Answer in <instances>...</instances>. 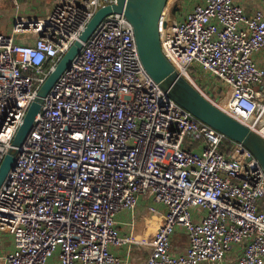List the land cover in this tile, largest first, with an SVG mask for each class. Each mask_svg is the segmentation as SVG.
Listing matches in <instances>:
<instances>
[{"label": "built area", "instance_id": "obj_1", "mask_svg": "<svg viewBox=\"0 0 264 264\" xmlns=\"http://www.w3.org/2000/svg\"><path fill=\"white\" fill-rule=\"evenodd\" d=\"M114 2L56 0L44 15L0 30V163L48 74L93 14ZM159 42L181 77L264 139V67L255 59L263 10L246 13L238 0H167ZM209 81L212 92L203 90ZM142 198L165 208L144 264H223L234 249L237 264H264L262 167L161 90L132 26L112 13L43 98L0 185V233L12 241L2 264H120L112 248L134 239L120 234L116 214L133 215ZM177 228L187 236L181 253L171 251Z\"/></svg>", "mask_w": 264, "mask_h": 264}, {"label": "water", "instance_id": "obj_2", "mask_svg": "<svg viewBox=\"0 0 264 264\" xmlns=\"http://www.w3.org/2000/svg\"><path fill=\"white\" fill-rule=\"evenodd\" d=\"M167 0H115L113 4L100 7L88 21L78 39L58 60L48 74L30 104L13 140L11 149L0 163V185L12 168L17 148L29 133L34 117L40 109L43 98L59 76L69 68L73 58L93 33L102 19L112 13H122L130 23L140 61L147 74L174 102L189 111L198 120L225 135L228 139L242 144L256 158L264 172V139L245 124L207 100L186 79L181 77L163 54L159 42V19ZM179 9L171 8L170 16ZM164 15V23L168 18Z\"/></svg>", "mask_w": 264, "mask_h": 264}, {"label": "crops", "instance_id": "obj_3", "mask_svg": "<svg viewBox=\"0 0 264 264\" xmlns=\"http://www.w3.org/2000/svg\"><path fill=\"white\" fill-rule=\"evenodd\" d=\"M246 13H251L255 9H261L264 11V0H238ZM34 7L29 10L26 6L23 14H29L34 16H42L45 12L51 9L54 1L48 4L45 0H39L35 2ZM38 4V5H37ZM48 5V6H47ZM27 15V16H30ZM256 61L264 67V48L255 54ZM150 205H155L156 209L160 212H152L148 209ZM141 209H145L146 213L144 219H139L140 216L136 215L135 212L131 215L127 211H120L116 214L117 226L120 234L123 236L132 235V242L129 245H124L118 248H112L113 251L122 258L120 264H144L147 256L150 252V246L146 242L157 227L163 222L165 215V208L159 204L153 202L151 199L142 198L139 200L135 211L138 213ZM180 234L181 240L178 241L177 236ZM187 246V236L183 229L177 228L171 238V251L174 253H181L185 251ZM12 248L11 237L5 233H0V264H2L1 256ZM128 252V253H127ZM239 255V249H234L228 253L223 261V264H237V256Z\"/></svg>", "mask_w": 264, "mask_h": 264}, {"label": "rangeland", "instance_id": "obj_4", "mask_svg": "<svg viewBox=\"0 0 264 264\" xmlns=\"http://www.w3.org/2000/svg\"><path fill=\"white\" fill-rule=\"evenodd\" d=\"M36 1L39 2V0H0V30L8 31L13 26L15 19L25 18L27 15H30V13L26 15L23 14L22 12H24L26 6L29 10H31L34 7V4H36L35 3ZM45 1L48 4H50V2L52 3L53 1L56 2V0H45ZM30 16H34V15H30ZM17 37L22 38L23 35H17ZM197 82L199 83V80ZM211 87H212L211 81H209L208 84L203 86V90L206 92L210 90L212 92ZM226 104H225V108H226ZM151 208L154 209L152 210V212H158V213L160 212L158 209H156L155 205L154 206L150 205V208L148 210L151 211ZM145 213H146L145 209H141L140 211H138V213L135 211V214L140 216L139 219H144V216H146ZM176 240L179 243V241L181 240L180 234H178Z\"/></svg>", "mask_w": 264, "mask_h": 264}, {"label": "bare ground", "instance_id": "obj_5", "mask_svg": "<svg viewBox=\"0 0 264 264\" xmlns=\"http://www.w3.org/2000/svg\"><path fill=\"white\" fill-rule=\"evenodd\" d=\"M228 99V98H227ZM227 99L225 100L224 98H222L220 101H219V106H221L223 109H225V104L227 103ZM255 119H259L258 117L257 118H255ZM249 121V123L251 122V121H253V120H248Z\"/></svg>", "mask_w": 264, "mask_h": 264}, {"label": "trees", "instance_id": "obj_6", "mask_svg": "<svg viewBox=\"0 0 264 264\" xmlns=\"http://www.w3.org/2000/svg\"><path fill=\"white\" fill-rule=\"evenodd\" d=\"M47 12H48V11H47ZM45 13H46V12H45ZM226 144H227V145H230V143H229V142H226Z\"/></svg>", "mask_w": 264, "mask_h": 264}]
</instances>
